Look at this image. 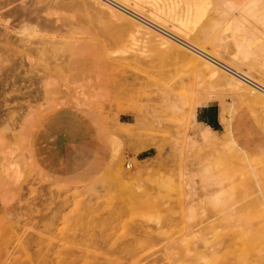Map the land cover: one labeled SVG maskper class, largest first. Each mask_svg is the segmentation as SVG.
<instances>
[{"label": "rangeland", "instance_id": "374dc122", "mask_svg": "<svg viewBox=\"0 0 264 264\" xmlns=\"http://www.w3.org/2000/svg\"><path fill=\"white\" fill-rule=\"evenodd\" d=\"M93 1L0 0V264H264V155L234 125L244 110L264 133V96L213 87L130 15L264 85V7L209 0L187 35L154 0H115L125 17ZM232 19L252 43L240 66ZM198 103L230 109L215 145Z\"/></svg>", "mask_w": 264, "mask_h": 264}, {"label": "bare ground", "instance_id": "6f19581e", "mask_svg": "<svg viewBox=\"0 0 264 264\" xmlns=\"http://www.w3.org/2000/svg\"><path fill=\"white\" fill-rule=\"evenodd\" d=\"M154 1H155V4L157 5L156 8L159 11V13L168 19H172L175 22L180 23L182 30L187 35L189 32L194 31L196 29V27L203 21V19L206 17L208 12L210 11V5H211V2L209 0H154ZM114 2L118 3L115 0H104V3H101V2H98L95 0V1H93V4L100 9H103V10L108 11L109 13H112L113 15H116L118 17H125L124 16L125 13H127L129 10L128 6L120 4L121 7H119L116 4H114ZM109 4L111 6H108ZM262 7H264V0H251V1H249L248 5L245 6V8L243 7L244 9L243 8L242 9L246 13L254 16L256 13H258L260 11V9ZM126 9H127V11H126ZM263 10H264V8H263ZM133 13L134 14H130L131 17H133V19H136L139 21V22L137 21L138 23H136V26H138L143 32L152 36L153 38H158L156 41L160 45L169 46L171 48L176 49L178 52H179V46H181V47H184V48L188 49L189 51L195 53L196 56L198 55V57H201L202 59H204V61H200L195 56H192V55L188 56L187 54H185V53L183 54V52L182 53L180 52V55L182 57L185 58V56H186L189 59L190 64L193 65L194 72L201 74L202 76L207 77L209 83L213 87L218 85V86L229 87V88L234 87V88H238V89H241V88L247 89V87H249L248 85H251L254 88H251V91H249L250 93L246 94L247 96H249V97H251L252 95H256V97L258 95L264 96V85H262L261 83L256 82L253 79H251L249 76H247L244 73V70H242L240 67H239L240 70H236L230 66H227L226 64L222 63L220 60L215 58L214 56L209 55L204 49L193 45L191 42H189L187 40L181 39V38L173 35L164 26H162L158 23H155L149 19H146L145 17L139 15L136 12H133ZM261 13L263 16V12H261ZM257 18H259V17H257ZM260 18H261V15H260ZM233 20L234 19H232V22H229L224 27V29L222 30V33H220V34H222L223 37H225L228 34H230L232 37L233 36L235 37L238 33H241L245 29L244 24H243L244 22H240L238 20L233 21ZM261 20H262V18H261ZM242 21H243V19H242ZM151 29L155 30L156 32L158 31L161 34H159V35L155 34L154 32H152L153 30H151ZM244 32H245V30H244ZM250 32H251V30H250ZM242 38L241 37L238 38V36L234 38L236 47L238 49V54L234 55V58L232 59V61L237 66H240V62H241L240 57L242 55L248 56L249 54H251V52L249 51L250 50L249 47L252 44L251 41H245L244 42V38L243 39ZM250 39H251V37H250ZM252 39H253V37H252ZM260 43H261V46L263 49L264 41H260ZM261 46H259V47H261ZM255 48H256V50L254 49L255 51L252 50L255 55H256V53H255L256 51H259L258 53L264 52V50H262V52H261L260 48H258V50H257V47H255ZM258 55L260 56V54H258ZM245 62H246V60H245ZM182 63H183V61H182ZM223 72H225V73L229 72V74H231L233 77L240 79L243 82H240V81L228 76L227 74H224ZM243 83H245L247 86H244ZM80 87H81V85H80ZM80 87H78V88H80ZM208 96H211V94H208ZM95 97H96V95H95ZM98 97L100 98V96H98ZM201 105L206 106L202 103H198V104H196V106L193 109V112H192L193 117L192 118L194 121H196L197 109ZM229 110L230 109L227 107L223 108L221 120L227 126L228 131L230 132V125H229L228 117H227ZM121 125L123 127L129 128V129H133L136 126L133 123H123V122H121ZM234 125H236V124L234 123ZM128 134H130V133H128ZM215 134L216 133L210 127L206 126V132H203L200 134V139L205 144L215 145L216 144V139L214 138ZM149 147H150V145L143 146L140 148L139 152H144V151L148 150ZM254 149L257 150V152L262 153V155H264V150H262V149L260 150L258 148H254ZM234 150L239 151L245 157L249 158V153L246 151V149L243 146L239 145ZM253 172H255V170H253ZM144 174H146V173H144Z\"/></svg>", "mask_w": 264, "mask_h": 264}, {"label": "crops", "instance_id": "0c3cea01", "mask_svg": "<svg viewBox=\"0 0 264 264\" xmlns=\"http://www.w3.org/2000/svg\"><path fill=\"white\" fill-rule=\"evenodd\" d=\"M234 118L236 119L235 134L239 142L248 147L264 149V133L259 125L254 123L248 112L242 110ZM221 119L222 110L217 104H209L197 109V123L210 127L216 134L225 131V124Z\"/></svg>", "mask_w": 264, "mask_h": 264}]
</instances>
